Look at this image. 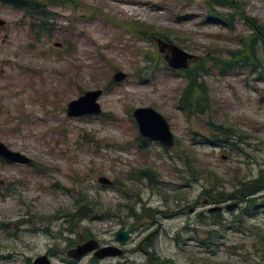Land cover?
<instances>
[{
  "label": "rangeland",
  "instance_id": "1",
  "mask_svg": "<svg viewBox=\"0 0 264 264\" xmlns=\"http://www.w3.org/2000/svg\"><path fill=\"white\" fill-rule=\"evenodd\" d=\"M41 1L50 21L38 41L25 14L0 5V143L32 161H0V264L45 256L51 264H264V189L245 202L209 203L260 179L264 187L263 70L222 77L214 62L227 63L255 37L264 0L215 9L237 11L233 28L208 20L210 0ZM159 40L195 57L189 67H206L205 113L180 110L188 80L167 67ZM255 53L264 64L261 44ZM120 72L128 77L116 84ZM94 91H103L102 114L69 118L68 105ZM143 108L168 122L173 149L140 137L134 112ZM216 138L224 145L205 144ZM148 170L155 178H136ZM84 197L103 218H74ZM234 204L216 225L210 209ZM134 206L135 215L145 209L154 218H129ZM135 223L141 229L121 246L115 233ZM90 240L125 254L68 258Z\"/></svg>",
  "mask_w": 264,
  "mask_h": 264
},
{
  "label": "trees",
  "instance_id": "2",
  "mask_svg": "<svg viewBox=\"0 0 264 264\" xmlns=\"http://www.w3.org/2000/svg\"><path fill=\"white\" fill-rule=\"evenodd\" d=\"M236 0H210L207 4L208 8V20L214 19V21L220 22V24H225L229 28H233L235 17L238 15L237 11L235 14L230 15H223L215 11V9H225V8H232L233 10H237L239 8V4L237 2V6H235ZM235 4V5H234ZM0 5L9 7L17 12H21L25 14V19L30 21L31 31L33 34H37L40 36V33H46V31L42 28H46L49 23V18H47V11L50 9L47 4L44 2H40L39 0H0ZM238 7V8H237ZM245 18L241 16V19ZM225 19V20H223ZM222 22V23H221ZM256 30L255 37H251L248 42L242 40L241 44L244 47V50L238 53H232V59L226 62H220L218 60L214 61L217 63L215 68H219L218 71L222 77H225L227 74H231L237 70H244V69H251V74L256 75L258 72L261 73L263 70L264 74V64L258 60L257 54L255 53V48L257 45H262L264 47V25H260L257 21L252 22ZM247 24V23H246ZM248 25V24H247ZM259 27V28H258ZM144 33V32H141ZM140 33V36H145ZM152 34V33H150ZM168 67V66H167ZM207 69L205 66L194 68H189L187 71H184L185 79L188 80L187 88L182 92V97L179 101V108L183 112L186 117L192 116L193 113L203 114L205 113L206 108V99L207 94L205 91V87L203 84L200 83L202 81V77L207 74ZM262 74V75H263ZM204 100V101H203ZM221 130V134L225 135L226 138L231 137V133L228 130ZM229 133V134H227ZM216 138L213 141H209V143H205L208 146H217V145H224L223 142L217 140ZM223 147V146H222ZM155 176L154 173L151 171H142L139 172L137 177L138 179H145L151 180ZM155 178V177H154ZM261 180V179H260ZM260 180L255 181L253 188L244 187V189L237 194L236 196H229L227 198H210V204L212 205H222L227 204L228 202H245L246 198L254 195L264 187H259L258 182ZM243 183H240L242 185ZM139 197V196H138ZM85 199L81 198L77 201L78 212L74 215V218H79L80 222L87 221V220H100L104 217L98 210L97 206L91 203L86 197ZM136 198V197H135ZM138 199V198H136ZM140 201V200H139ZM137 201V202H139ZM136 202V203H137ZM139 204V203H138ZM250 204V202H249ZM136 206L130 208L127 207L126 210L129 211L130 217L135 218L136 221H140L142 218L144 219H151L154 218L152 211L143 210V215H135ZM210 214V213H209ZM100 215V216H99ZM215 220V224L219 225L222 222V215L221 212H217L211 214ZM247 212H243V216H246ZM251 218V215L248 214ZM215 233H212L214 235ZM158 262V259H155ZM163 264H167L163 263Z\"/></svg>",
  "mask_w": 264,
  "mask_h": 264
},
{
  "label": "water",
  "instance_id": "3",
  "mask_svg": "<svg viewBox=\"0 0 264 264\" xmlns=\"http://www.w3.org/2000/svg\"><path fill=\"white\" fill-rule=\"evenodd\" d=\"M5 22L0 20V28L5 27ZM160 49L162 52H168L169 56L166 58L167 65L172 71H187L190 63L195 60V57L185 53L176 46H171L159 40ZM127 75L120 72L114 76L113 82L121 84L127 80ZM103 97V91L88 92L76 101L68 105L67 115L69 118L77 119L83 117H97L102 114L99 100ZM134 119L137 123L139 135L142 139L156 142L164 148L171 150L175 147V137L171 131L168 122L163 116L150 108L138 109L134 112ZM0 158L16 165H30L31 160L21 153L11 151L7 146L0 143ZM99 184L104 187H111L113 183L106 178H100ZM239 208L238 204L228 205L224 209L221 207L210 209L209 213L226 211L228 213L234 212ZM142 225L135 223L126 231H118L115 233V240L121 246H125L131 239V236L140 230ZM94 255L95 259L104 261L109 259L121 258L124 252L119 247L106 246L102 247L97 240H90L76 249L70 250L67 253L68 258L74 261H81L84 258ZM33 264H51L48 257H40L34 261Z\"/></svg>",
  "mask_w": 264,
  "mask_h": 264
},
{
  "label": "flooded vegetation",
  "instance_id": "4",
  "mask_svg": "<svg viewBox=\"0 0 264 264\" xmlns=\"http://www.w3.org/2000/svg\"><path fill=\"white\" fill-rule=\"evenodd\" d=\"M39 1H40V2H43V1H41V0H39ZM34 35H35V40L38 41V38H39V37L37 36V34H34ZM0 161H2V162L4 161V162L7 163V164H11V163L5 161V160L2 159V158H0ZM31 164H32V162H31ZM31 164H30V165H31ZM23 166H24V165H23ZM27 166H29V165H27ZM105 247H106V246H105ZM123 252H124V251H123ZM124 254H125V252H124ZM123 256H124V255H123ZM69 259H70V258H69Z\"/></svg>",
  "mask_w": 264,
  "mask_h": 264
}]
</instances>
